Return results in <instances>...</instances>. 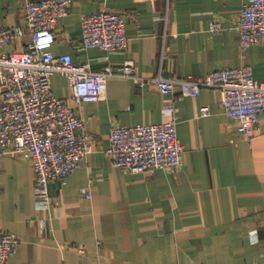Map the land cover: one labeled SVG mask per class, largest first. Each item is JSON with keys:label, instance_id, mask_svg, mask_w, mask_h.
<instances>
[{"label": "crops", "instance_id": "crops-1", "mask_svg": "<svg viewBox=\"0 0 264 264\" xmlns=\"http://www.w3.org/2000/svg\"><path fill=\"white\" fill-rule=\"evenodd\" d=\"M22 1L0 0L1 25L23 24ZM243 1L72 0L52 49L93 70H120L127 59L142 77L251 66L264 82V41L240 45ZM101 10L124 18L127 49L82 46V16ZM215 21L221 26L216 33L210 31ZM30 41L29 35L16 38L11 48L24 51ZM50 82L53 94L84 118L92 149L64 183L51 184L59 204L46 209L38 206L29 161L0 157V232L20 239L8 264H264V115L248 140L225 114L218 90L179 97L183 166L129 172L107 154L110 129L169 120V100L157 85L113 76L104 98L77 102L67 76L54 74ZM87 183L91 199L79 192Z\"/></svg>", "mask_w": 264, "mask_h": 264}, {"label": "built area", "instance_id": "built-area-1", "mask_svg": "<svg viewBox=\"0 0 264 264\" xmlns=\"http://www.w3.org/2000/svg\"><path fill=\"white\" fill-rule=\"evenodd\" d=\"M71 5L72 0H23V24H0V157L21 156L29 161L38 206L46 209L59 204L51 196V184L64 183L93 143L84 118L53 94L50 79L54 74L67 76L77 102L104 98L108 79L113 76L133 78L140 85L155 83L168 98L171 117L165 122L112 125L107 154L114 166L125 171L178 170L183 166L176 101L182 96L197 97L205 87L219 91L225 114L234 119L241 134L248 140L255 136L264 115V82L255 78L251 66L224 67L200 76L169 78L160 71L142 77L135 61L127 59L120 70L111 65L93 70L76 63L70 54L53 52L58 20L68 15ZM236 29L242 48L264 41V0L243 1ZM220 30V23L212 22L210 31ZM25 35L31 37L28 48L12 49L15 39ZM81 44L108 53L127 49L124 18L106 10L83 15ZM201 111L206 114L208 108ZM89 187L87 183L79 190L87 199L92 198ZM45 225L46 220L41 219L42 230ZM19 244L14 232H0V264H8ZM76 250L86 253L83 246Z\"/></svg>", "mask_w": 264, "mask_h": 264}]
</instances>
